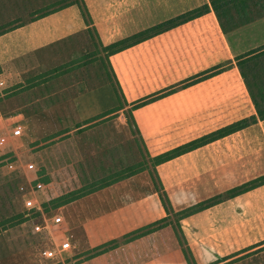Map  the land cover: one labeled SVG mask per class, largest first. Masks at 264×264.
<instances>
[{"label":"rangeland","instance_id":"rangeland-1","mask_svg":"<svg viewBox=\"0 0 264 264\" xmlns=\"http://www.w3.org/2000/svg\"><path fill=\"white\" fill-rule=\"evenodd\" d=\"M45 1L59 2L17 0L15 5L0 0V31L30 20L28 12L42 8ZM14 16L16 19L11 20ZM196 22L174 37L173 57L166 38H162L160 49L165 53L157 60L161 78L146 79L138 73L136 78L128 75L123 79L129 103L152 91L161 95L171 90V94L151 102L149 110L138 113L142 120L146 115L151 119L143 122L137 117L151 153L169 145L168 120L179 119L175 124L181 126L187 120L181 130L192 128V133H203L249 113L250 102L243 99L234 58L262 42L261 37L248 27L223 33L213 14ZM100 44L94 32L77 34L13 62L0 76L4 82L0 87V264H188L185 238L172 225L175 217L153 232L125 238L119 234L94 246L87 241L85 226L98 229V219L120 211L133 194L137 195L134 184L128 187L120 175L109 176L120 173L123 162H134L137 156L133 147H122V140H135L133 136L122 139L123 111L104 125L100 122L106 117L90 121L96 115L86 119L79 116L80 101L90 94L97 97L98 87L110 76ZM219 66L225 67L223 74L194 83L197 79L191 76L204 71L212 75ZM185 84L190 86L182 88ZM202 89L205 91L201 93ZM152 97L156 96L145 100ZM114 101L117 106L116 96ZM193 121L195 126H191ZM15 129H20L19 135L13 133ZM255 131L247 134L256 133L258 141H264V125ZM249 146L250 141L244 142L245 148ZM29 163L32 169L27 168ZM37 182L42 188H36ZM85 191L91 193L63 204L69 192L83 195ZM27 199L33 201V209L26 205ZM43 203L51 215H61L65 222L62 233L55 232L60 238L33 229L34 223L50 219L37 211L39 207L45 211ZM259 224L264 230V219ZM64 237L69 238L71 250L53 260L40 256L43 247L58 245ZM106 242L111 243L93 250ZM241 242L231 246L221 242V253L233 252ZM206 244L203 260L215 252L210 241ZM202 259L199 261L205 264Z\"/></svg>","mask_w":264,"mask_h":264},{"label":"trees","instance_id":"trees-1","mask_svg":"<svg viewBox=\"0 0 264 264\" xmlns=\"http://www.w3.org/2000/svg\"><path fill=\"white\" fill-rule=\"evenodd\" d=\"M8 1H12V3L14 2L16 4L18 3L16 2L17 0ZM58 1L59 2L52 3H46L45 1L42 8L39 7V9L30 10V14L28 15L32 17L31 20H34L67 6L77 5L88 27L86 32L93 30L97 36V32L92 25L93 22L87 11L84 0ZM211 14L214 15L223 33H229L239 28L248 27V30L251 31L253 35L261 37L262 42L240 53L234 58L235 67L242 83L241 89L243 92V99L250 102V107H248L249 113L242 118L233 120L203 133H192V131H194L192 128L190 130L185 128L181 130L180 127H186L185 123L187 120L182 122V126L175 124L179 119L168 120L166 124L169 126V131L167 132L166 139H168L167 143L169 145L166 149H161L156 152L153 151V153H151L150 147L147 145L142 133L144 128L141 130L138 125V121L140 122V120H142L138 113L141 109L142 111L146 109L149 110L151 102L171 94V90L161 95H156V92L152 91L147 94V96L129 103L124 95L123 79L127 78L128 75L136 78L138 73H141V76L144 75L143 78L146 79L161 78L162 74L157 60L159 55L165 53L160 49L162 38H166L165 40H167L170 47V54L173 57L175 55L174 50L176 45L174 37L180 33L182 29L184 30L189 25H195L197 23L196 21ZM171 40L172 45L170 44ZM100 46L102 45L100 44ZM103 50L106 53L108 69H110V76L106 78V81L111 83L116 99L118 100V105L92 117L90 121L106 117L100 122V125L108 124L111 120L118 118L117 114L123 111L125 122L123 123V128L121 127L122 139L133 136L132 139L135 140H132L134 143L130 141L124 142V140H122V147L131 146L134 148L135 154L137 153L134 162H128L127 164L123 162L122 167L119 169L120 173L111 172L109 176L113 178L116 175H120L122 182H127L128 187L134 184L133 188L135 189L133 191L136 190L135 194L137 195L133 194V198L127 200L125 203L128 204L148 195L157 194L166 213L164 218L140 227L122 236V238L134 236L138 233L143 234L150 230L153 232L161 227V225L170 223L171 217L176 218L172 224L173 228L178 229L185 238L180 224L183 218L264 185V174H260L222 193L198 201L186 208L175 210L164 184V181L168 179L181 181L184 176L199 175L208 170V168L214 167L221 162L225 163L230 161L229 158L233 155L240 156L247 153L249 154L250 152H256L260 149L261 145L264 144L263 140L258 141L259 137L256 133H254V135L247 134L248 132L257 131L259 127L264 125V0H205L200 6L171 15L152 26L128 35L110 45L103 46ZM120 53H122V62H125V66H122V80L118 78L112 65L111 68H109L111 59H114V57ZM115 58L119 59L117 56ZM224 68V66H219V69L212 75L208 74L209 71H204L191 77L197 79L194 83H199L207 78L223 74ZM188 86L190 85L185 84L182 88H188ZM160 91L161 90H158V92ZM204 91L203 89L200 90L201 93ZM148 96L156 97L145 100ZM126 106H129V108H126ZM137 117H139L140 120ZM145 117L146 119L143 118V122L151 120L149 116L146 115ZM195 123L196 122L193 121L191 126H195ZM181 131L182 134H180ZM179 138H182V141H179ZM241 140L244 142L250 141V146L245 148L244 142L242 144L240 143ZM239 147H244L245 149ZM136 182L140 184L139 186L141 189L137 188ZM89 193L91 192L85 191V194L81 195L79 193L73 194L69 192L66 194L67 200L63 202V204L71 203ZM42 208H44L45 211H39V213H42L44 216H49L50 219L48 222L50 231L56 235V238H60V235H57L58 233L55 234V232L59 231L60 228L63 230L65 227L62 216L51 215L52 211H48L46 203L42 204ZM56 217H59L60 220L55 221ZM260 220H262V216L250 220L245 224V226L248 225V229L249 227H253V230H250V238L245 244L241 242L239 248H236L233 252H225L222 254L221 251H223V248L221 245L216 248L214 246L216 242L211 241L215 252H210L204 260L202 257L204 248L207 245L206 241H202L197 245H190L185 238L184 244L186 247L184 248V255L187 257L188 264H201L199 258H201L205 264H264V231L263 226L259 224ZM39 223L42 224L43 222ZM35 224L38 223L33 224V229ZM61 230L59 232L60 234L62 233ZM41 232L46 233V231ZM63 239L69 238L64 237L60 240L62 241ZM115 241L116 240H111V242ZM111 242L101 244L93 250L97 251L102 249ZM208 249L210 248L206 250Z\"/></svg>","mask_w":264,"mask_h":264},{"label":"crops","instance_id":"crops-1","mask_svg":"<svg viewBox=\"0 0 264 264\" xmlns=\"http://www.w3.org/2000/svg\"><path fill=\"white\" fill-rule=\"evenodd\" d=\"M204 2L205 0H84L92 25L103 46L152 26L171 15L200 6ZM15 19L14 16L11 20ZM87 28L77 5L67 6L34 20L18 21L0 31V76L13 62L86 32ZM116 56L119 59L115 58ZM116 56L111 59V64L118 78L122 80V66H125V62H122V53ZM111 64L109 63V68ZM0 83V87L3 86L1 78ZM98 89L100 92L97 97L90 94L80 101V118L86 119L116 107L111 83H104ZM229 160L208 168L199 175L184 176L181 181L165 180L164 184L174 209L186 208L264 174V144L256 152L233 155ZM165 216L158 195L151 194L122 206L120 211L98 219V229L90 230L87 226L84 229L88 243L94 246L106 239L118 238L119 234V237L124 236ZM260 216L262 220L259 222L262 223L264 185L185 217L180 224L190 245L213 241L216 242L215 247L221 242L231 246L232 242L238 244L242 240L245 244L249 240L253 227L248 229L245 224ZM113 233H116L115 236H110Z\"/></svg>","mask_w":264,"mask_h":264},{"label":"built area","instance_id":"built-area-1","mask_svg":"<svg viewBox=\"0 0 264 264\" xmlns=\"http://www.w3.org/2000/svg\"><path fill=\"white\" fill-rule=\"evenodd\" d=\"M13 133L15 135H19L20 129L13 130ZM27 168L28 169H32L33 168V164L29 163ZM36 188L37 189L42 188V184L40 182H37L36 183ZM32 204H33V201L31 199H27L26 200V205L27 206L31 207ZM40 210H41V208L39 207L37 211H40ZM59 220H60V218L56 217L55 221H59ZM48 226H49L48 220L46 218H44V222L42 224L38 223V224L34 225V230L38 231V232L39 231H47L50 234V232H51L50 231V226L49 227ZM71 248H72V246H71V243H70L69 239H65V240L60 241V243L58 245L52 244V246L47 245V246L43 247L41 252H40V255L43 258H45V259L53 260L55 258H58V256L61 253L66 252L68 250H71ZM58 261H62V260H58Z\"/></svg>","mask_w":264,"mask_h":264}]
</instances>
